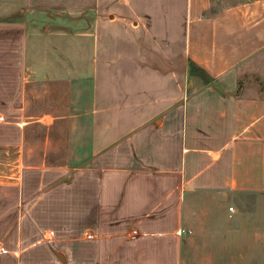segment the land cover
<instances>
[{
	"label": "crops",
	"instance_id": "0c3cea01",
	"mask_svg": "<svg viewBox=\"0 0 264 264\" xmlns=\"http://www.w3.org/2000/svg\"><path fill=\"white\" fill-rule=\"evenodd\" d=\"M6 64L0 159L114 161L67 264H264V0H0Z\"/></svg>",
	"mask_w": 264,
	"mask_h": 264
},
{
	"label": "rangeland",
	"instance_id": "374dc122",
	"mask_svg": "<svg viewBox=\"0 0 264 264\" xmlns=\"http://www.w3.org/2000/svg\"><path fill=\"white\" fill-rule=\"evenodd\" d=\"M9 72L14 77L6 82L5 74ZM193 75L188 82L190 90L201 82L199 73L194 71ZM5 83L10 85L8 90L18 83V71L11 64L0 66V86ZM8 90L1 93L0 89V114L11 123L0 122V135L21 143V116L15 118L9 106L1 105L5 97L9 98ZM21 147L24 148L22 144ZM8 151L16 153V146ZM9 153L0 159V264H67L68 253L73 258L74 248L91 245L94 231L102 233L108 230L101 226L114 227L99 219L100 189L113 160L104 156L69 159L66 170L58 171L45 169L48 160L11 159ZM119 165L122 166L121 159ZM233 215L232 212L230 218ZM187 230L183 228L181 232L187 234ZM46 232H50V244L42 242Z\"/></svg>",
	"mask_w": 264,
	"mask_h": 264
},
{
	"label": "built area",
	"instance_id": "2783aa9c",
	"mask_svg": "<svg viewBox=\"0 0 264 264\" xmlns=\"http://www.w3.org/2000/svg\"><path fill=\"white\" fill-rule=\"evenodd\" d=\"M229 210H230V212L232 213V212L235 211V207H234V206H230ZM183 232L185 233L186 231L183 230ZM189 232H191V230H187V233H189Z\"/></svg>",
	"mask_w": 264,
	"mask_h": 264
},
{
	"label": "trees",
	"instance_id": "16d2710c",
	"mask_svg": "<svg viewBox=\"0 0 264 264\" xmlns=\"http://www.w3.org/2000/svg\"><path fill=\"white\" fill-rule=\"evenodd\" d=\"M194 71H196V70H193V68H192V74L194 73ZM197 72V74L199 73V71H196ZM200 74V73H199Z\"/></svg>",
	"mask_w": 264,
	"mask_h": 264
}]
</instances>
